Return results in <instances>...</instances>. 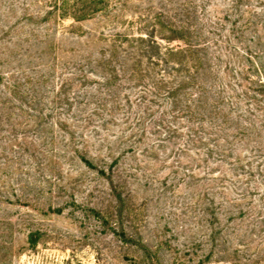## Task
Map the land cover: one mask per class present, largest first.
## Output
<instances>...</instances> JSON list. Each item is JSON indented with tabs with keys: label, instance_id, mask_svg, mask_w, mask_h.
I'll return each mask as SVG.
<instances>
[{
	"label": "rangeland",
	"instance_id": "374dc122",
	"mask_svg": "<svg viewBox=\"0 0 264 264\" xmlns=\"http://www.w3.org/2000/svg\"><path fill=\"white\" fill-rule=\"evenodd\" d=\"M96 1L102 11L74 21L49 15L53 0H0V264H264V157L206 163L183 151L181 134L161 142L173 128L156 125L167 108L140 126L137 106L108 115L96 94L95 61L116 35L151 32L188 4L205 6L210 28L224 0ZM80 62L99 75L77 79ZM61 89L54 121L64 131L39 125L36 110ZM98 102L108 110L91 116Z\"/></svg>",
	"mask_w": 264,
	"mask_h": 264
},
{
	"label": "trees",
	"instance_id": "16d2710c",
	"mask_svg": "<svg viewBox=\"0 0 264 264\" xmlns=\"http://www.w3.org/2000/svg\"><path fill=\"white\" fill-rule=\"evenodd\" d=\"M53 1L48 14L60 19L82 21L102 11L96 0ZM186 8L181 18L158 22L151 32L115 36L109 50L95 61L103 82L96 91L98 98L110 107L108 115L120 112L124 106L132 112V106H137L134 119L140 126L143 120L155 117L154 108H167L168 113L161 112L156 125L162 127L169 122L173 128H164L166 135L161 142L181 134L183 151L202 152L206 163L239 167L244 153L264 157V0H224L221 8H214L210 28L203 25L200 16L205 6L198 9L188 4ZM163 42L181 45L172 48ZM233 56L243 61L237 69L232 65ZM81 62L75 70L77 79H90L88 73L99 75L83 70ZM123 84L140 91L125 95L124 90L129 88ZM63 94L61 89L54 96L52 108L36 110V121L42 123L39 125L64 131L67 123L60 118L54 121L58 116L55 100ZM86 95L91 96V92ZM134 95L137 103L132 100ZM40 100L44 101L43 95ZM95 105L91 116L99 117V111L108 110L99 102ZM70 136L75 142L76 133ZM80 137L85 139L84 135ZM79 156L88 168L97 169L85 155ZM40 239L39 232H31V248L37 247Z\"/></svg>",
	"mask_w": 264,
	"mask_h": 264
}]
</instances>
